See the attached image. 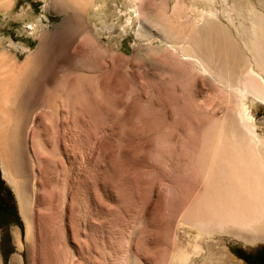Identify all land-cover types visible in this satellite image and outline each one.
Wrapping results in <instances>:
<instances>
[{"label": "rangeland", "instance_id": "374dc122", "mask_svg": "<svg viewBox=\"0 0 264 264\" xmlns=\"http://www.w3.org/2000/svg\"><path fill=\"white\" fill-rule=\"evenodd\" d=\"M132 1L0 0L1 264H264V239L182 218L200 186L182 202L176 180L200 174L228 95L157 26L264 0ZM245 101L264 140V102Z\"/></svg>", "mask_w": 264, "mask_h": 264}, {"label": "bare ground", "instance_id": "6f19581e", "mask_svg": "<svg viewBox=\"0 0 264 264\" xmlns=\"http://www.w3.org/2000/svg\"><path fill=\"white\" fill-rule=\"evenodd\" d=\"M177 3L174 11L179 18L185 8L181 1L183 6ZM257 3H250L245 12L233 9L234 16L226 17L211 6L201 9L200 18L186 16L185 21L181 17L168 24L156 23L160 36L187 60L185 64L208 74L228 95L225 124L215 123L204 133L195 162L200 174L194 180L187 176L188 182L176 180L181 182L178 192L182 202L200 186L182 215L199 236L229 233L249 241L264 239V140L248 116L245 101L251 95L264 102V6ZM140 30L138 35L146 37ZM18 198L25 216L21 193ZM180 250L177 264H199ZM10 264H21V258L13 255Z\"/></svg>", "mask_w": 264, "mask_h": 264}]
</instances>
